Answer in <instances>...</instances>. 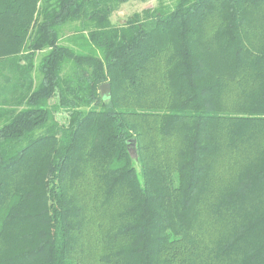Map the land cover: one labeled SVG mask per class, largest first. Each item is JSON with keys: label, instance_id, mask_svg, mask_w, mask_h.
<instances>
[{"label": "trees", "instance_id": "trees-1", "mask_svg": "<svg viewBox=\"0 0 264 264\" xmlns=\"http://www.w3.org/2000/svg\"><path fill=\"white\" fill-rule=\"evenodd\" d=\"M129 1L0 0V264H264V0Z\"/></svg>", "mask_w": 264, "mask_h": 264}, {"label": "rangeland", "instance_id": "rangeland-1", "mask_svg": "<svg viewBox=\"0 0 264 264\" xmlns=\"http://www.w3.org/2000/svg\"><path fill=\"white\" fill-rule=\"evenodd\" d=\"M178 0H131L126 4H122L117 11L111 15L112 22L113 24L119 26L124 23H127L129 21H134L139 16H142L145 11H153L156 8H161L163 6L166 7H173L174 4ZM35 3V2H34ZM33 8H30L32 10ZM35 18V17H34ZM43 18L41 17L40 20ZM218 23V19H213L208 28H207V33H212L214 28L216 27ZM33 25V22H32ZM58 33H59V44L68 50V59L66 63L63 66V71L62 74L66 78L68 76H73L75 70H76V65L78 67H81L82 70H84L87 74L92 72V66L89 63H85L83 66H81V62L77 59L79 56H89L92 55V50L93 47L87 43L86 39V34L82 32L81 24L79 22H66L62 26L58 28ZM32 39H35V31L31 33ZM33 40H31L32 42ZM29 42V43H31ZM31 49H28L30 51ZM28 55L33 56V63H34V70L32 77L35 82V87H38L41 82H42V74L40 72V64L41 61L46 58L50 50L49 48H44L43 50L40 51H33V53L28 52ZM26 55V54H25ZM83 62H89L87 60H84ZM82 62V63H83ZM148 99L144 102V106L148 105ZM55 102L53 100L49 101V110L53 112L54 120L60 123H63L65 121L66 117V111L64 110H59L58 112H54L51 108L52 105ZM143 106V107H144ZM146 109V107H145ZM149 110V109H148ZM52 122L48 123V126L51 125ZM2 124H0L1 126ZM47 126V127H48ZM131 150L134 151L133 148Z\"/></svg>", "mask_w": 264, "mask_h": 264}, {"label": "water", "instance_id": "water-1", "mask_svg": "<svg viewBox=\"0 0 264 264\" xmlns=\"http://www.w3.org/2000/svg\"><path fill=\"white\" fill-rule=\"evenodd\" d=\"M100 94L104 100H109L112 95L111 85L109 83L102 84L100 86ZM129 144H133V149L135 148L136 144L133 139L129 141ZM129 152L131 155L135 154V150L133 151L130 149Z\"/></svg>", "mask_w": 264, "mask_h": 264}]
</instances>
